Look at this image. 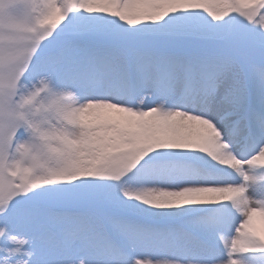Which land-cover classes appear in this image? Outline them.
<instances>
[{"label": "snow or ice", "instance_id": "snow-or-ice-1", "mask_svg": "<svg viewBox=\"0 0 264 264\" xmlns=\"http://www.w3.org/2000/svg\"><path fill=\"white\" fill-rule=\"evenodd\" d=\"M0 264H264V0H0Z\"/></svg>", "mask_w": 264, "mask_h": 264}]
</instances>
